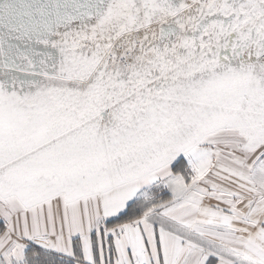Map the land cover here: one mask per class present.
Returning <instances> with one entry per match:
<instances>
[{
  "label": "snow or ice",
  "instance_id": "snow-or-ice-1",
  "mask_svg": "<svg viewBox=\"0 0 264 264\" xmlns=\"http://www.w3.org/2000/svg\"><path fill=\"white\" fill-rule=\"evenodd\" d=\"M0 264H264V0H0Z\"/></svg>",
  "mask_w": 264,
  "mask_h": 264
}]
</instances>
